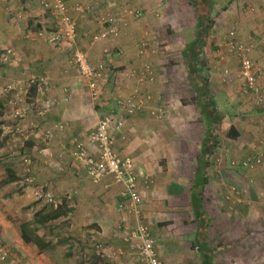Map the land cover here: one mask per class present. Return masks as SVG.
<instances>
[{"label":"crops","instance_id":"0c3cea01","mask_svg":"<svg viewBox=\"0 0 264 264\" xmlns=\"http://www.w3.org/2000/svg\"><path fill=\"white\" fill-rule=\"evenodd\" d=\"M63 1L70 9L79 0ZM124 5L142 9L144 17L122 26L118 37L98 42L102 46L108 41L110 49L90 51L97 44L91 43V37L99 28L100 12L114 14ZM44 13L54 20L50 37L56 20L39 0H0V88L15 83L21 95L39 104L25 80L46 76L47 97L59 99L64 89L68 94L67 102L44 116L30 111L21 120L35 121L34 137L38 132L41 137L46 129L52 134L43 148L32 153L14 196L2 193L6 197L0 200V264H143L133 246L138 240L131 237L135 215L117 207L124 200L123 186L108 175L93 182L71 154L74 143L82 140L88 152L97 156L96 147L87 141L96 123L87 122V86L71 56L58 65L55 55L42 51L47 48ZM69 14L76 23L77 41L88 35L90 46L80 48L90 62L105 61L107 50L119 70L107 74L100 84L110 78L113 95L126 96L137 89L144 99L141 109L128 114L110 94L114 109L103 114L122 122L112 132L113 149L134 166L139 219L148 227L162 264H264V160L251 167L243 164L248 157L264 158L262 111L241 94L237 57L225 46L230 29H236L240 41L253 45L249 56L261 67L258 82L264 94V44L259 42L264 0H84L82 11L69 10ZM152 14L160 15L156 28L165 32L177 28L182 43L173 54L177 63L155 54L158 47L150 43L156 40L150 39L153 36L144 26ZM141 39L150 51H157L138 55ZM195 40L210 44L205 47L206 64L201 49L198 54L205 84L189 77V44ZM8 50L13 55L4 60ZM217 56L220 60L211 63ZM145 63L151 66L154 80L137 85ZM122 71H131L132 76L123 79ZM102 93L100 88L99 100ZM57 123L64 124L63 131L54 130ZM28 176L35 177L32 184L24 183ZM230 186L246 191L241 201L232 200ZM36 189L53 194L55 205L67 199L65 215L30 225L47 243L43 247L25 242L20 227L32 222L42 207L53 205L36 200ZM96 245L117 251V258L101 256Z\"/></svg>","mask_w":264,"mask_h":264},{"label":"built area","instance_id":"2783aa9c","mask_svg":"<svg viewBox=\"0 0 264 264\" xmlns=\"http://www.w3.org/2000/svg\"><path fill=\"white\" fill-rule=\"evenodd\" d=\"M100 1V0H96ZM40 4L44 9L51 12L56 20V30L49 37V42L53 45H67L71 49V61L78 69L80 77L84 80L87 86L88 96L92 103L98 102L100 98V82L107 74H118L119 70L107 50L106 60L92 64L88 58V54L77 45V30L75 20L69 14V10L80 12L83 9L84 0H79L70 9L63 0H40ZM144 17V12L140 8L131 7L129 5L121 6L114 14L101 11L98 16V30L92 35L91 43H98L110 37L116 38L120 34V28L126 26L132 20H138ZM259 42L264 44V29L261 32ZM225 46L232 50L238 61L237 78L239 79L240 92L243 96L251 99L254 104L261 109L263 117L264 130V94L260 83L258 82L261 67L257 65L249 56L253 49L252 44H245L237 38L236 29H230L225 37ZM137 54L146 55L150 52L157 51L154 48L150 51L144 39L137 43ZM9 55H13V51L8 50L4 60ZM228 74L227 70L224 71ZM123 79H128L132 76L131 71H122L120 73ZM153 81L154 75L151 66L148 63L143 65L142 74L136 79V84L139 85L144 81ZM47 82L46 76H30L25 80L26 87L33 88L36 92V98L40 99V103L19 92L21 88L15 83H6L0 88V94L6 95L15 93L14 107L12 108L11 117L14 121V126L10 133H20L22 127L20 121L30 111H34L39 116H44L55 105L65 103L68 100V94L64 89V95L57 98L47 97L44 90V85ZM27 91V90H26ZM117 105L126 113L132 114L141 109L144 105V99L138 96L137 89L130 94L123 96L122 94H114ZM159 116V115H157ZM122 122L116 120L112 114H102L97 122L94 130L87 137V141L94 145L98 151L97 156H93L88 152V148L84 141L77 140L71 150L73 158L85 170L88 177L97 182L101 177L108 175L112 179L123 186L122 197L123 201L117 204L118 209L124 210L135 215V229L131 233V237L138 240L133 246L136 248L138 259L143 264H162L157 257L154 249V241L150 235L148 227L139 219V195L137 192V174L130 159H121L113 149L114 137L113 130L120 129ZM55 131H63L64 124L57 123L54 126ZM52 134L51 129L41 131V136L46 141ZM262 155L256 157H248L243 162L246 166L259 165L263 162ZM23 163L28 166L31 163V158L22 157ZM35 181L34 176H28L24 179V183L32 184ZM230 193L235 195L233 201L239 202L242 200L241 195L246 191L236 186H230ZM34 197L38 201H44L48 204H56L55 198L51 193H45L42 189L34 191ZM230 198V197H229ZM129 240V236L125 237ZM96 250L101 256H106L111 259H116L117 251H106L99 245H96Z\"/></svg>","mask_w":264,"mask_h":264},{"label":"rangeland","instance_id":"374dc122","mask_svg":"<svg viewBox=\"0 0 264 264\" xmlns=\"http://www.w3.org/2000/svg\"><path fill=\"white\" fill-rule=\"evenodd\" d=\"M154 11L157 12V10L155 9ZM42 15H43L42 18L44 19V21L42 22L43 23L42 26L45 31L43 38L45 39L47 46V48H43L42 51L51 52L53 55H55L56 56L55 60L58 65L64 64L71 56V50L67 45L56 46L53 44L50 45V43H48L49 35L47 34L48 32L50 33L51 31H53L52 27L54 25V20L50 18V16H47V14L45 13ZM159 18L160 15L154 16L152 14V16H150V19L147 21V23L150 26H148V24H144V26L150 30L151 36H153L150 39L156 40L158 42L157 43L156 41H154L153 43L150 44L151 46L155 45L156 47H158V51L155 52V54L157 55L159 54L160 57H171L172 60L170 61L173 63H177L176 59L173 58L174 57L173 54L177 53V49L180 48L182 45V43H180L177 40V28L175 29L169 26L170 32H165L163 29H160V26L159 29L156 28L158 25L157 21ZM160 31H163V33H160ZM210 40L211 39H209V41ZM108 43H109L108 41H105V45L101 44L102 46H100L97 43L93 46H90L88 35L87 36L84 35L80 42L77 41V45L79 47L88 48L90 46L91 47L90 51L96 48L97 53L102 52V49L104 47L110 49L111 46L108 45ZM205 47H210L209 42L207 43L206 40L204 41L202 47V53H203L202 60L204 64H206V58L204 57L206 51ZM218 60L220 59L217 56V58H215V60H213L211 63L214 64ZM112 85L113 84L110 78L104 80L102 82V85L100 84V88L103 93L101 99L95 103L91 102L84 88V92L87 97L86 100H84L85 109L88 110L87 122L92 121L91 123L94 124L97 122V119L103 113L109 112L112 109H114L113 99L112 97H110L111 95H113ZM13 99H15V93L6 94V95L0 94V180L6 177V169L10 168L13 170L19 183L18 184L9 183L4 186H0V200H3L6 197L5 195L2 196V193L9 194V197L12 198L14 196L13 193L16 191L18 185L23 182V177L27 172L28 167L23 163L22 157L27 156L32 159L34 157L32 156V153L37 152V149L39 148H43L45 146V142L49 141V139L45 141L42 136L40 137L39 136L40 132H38V137H34L31 134V130L33 131L38 130V126L36 125L35 121L34 120L32 121L31 119H30L31 121L26 122L24 121L25 120L24 119L23 121L20 122V126L22 127L20 133H16L13 135L10 133V130L14 126V121L12 120L11 117ZM98 103L101 104L99 105ZM26 119H28V117ZM31 123L34 124L35 126L31 125ZM30 138L35 140L34 143L29 140ZM32 164H34V161L32 162Z\"/></svg>","mask_w":264,"mask_h":264},{"label":"trees","instance_id":"16d2710c","mask_svg":"<svg viewBox=\"0 0 264 264\" xmlns=\"http://www.w3.org/2000/svg\"><path fill=\"white\" fill-rule=\"evenodd\" d=\"M204 42H198L197 40L191 42L189 44L190 50L192 52L191 55V61H189L188 65V71L191 73L189 76L191 79H196L199 81H203L205 84V79L201 75V71L199 72V69L202 67V61L199 59V50H202ZM18 181L16 175L14 174L13 170L10 168L6 169V177L0 180V186H4L6 184L12 183ZM67 199H63L61 202L57 203V205H51L49 207H42L37 213L35 218L33 219L32 222H23L21 223V231H22V238L25 242L33 241L35 242L38 246L43 247L47 243H45L41 237L36 235L34 233L36 226L33 228H29L31 224L35 222H50L52 220H55L56 218L63 216L66 214L67 211ZM37 217V218H36Z\"/></svg>","mask_w":264,"mask_h":264}]
</instances>
